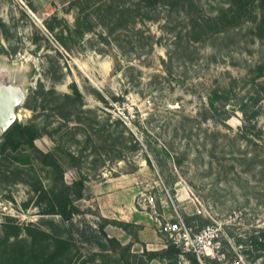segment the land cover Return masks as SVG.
<instances>
[{
	"label": "rangeland",
	"instance_id": "1",
	"mask_svg": "<svg viewBox=\"0 0 264 264\" xmlns=\"http://www.w3.org/2000/svg\"><path fill=\"white\" fill-rule=\"evenodd\" d=\"M160 1L0 0V97L39 132L0 155V264H163L154 219L176 215L217 234L177 264H264V0ZM48 179L66 220L38 213ZM107 182L164 246L106 232Z\"/></svg>",
	"mask_w": 264,
	"mask_h": 264
},
{
	"label": "trees",
	"instance_id": "2",
	"mask_svg": "<svg viewBox=\"0 0 264 264\" xmlns=\"http://www.w3.org/2000/svg\"><path fill=\"white\" fill-rule=\"evenodd\" d=\"M160 2V0H138L139 5L144 10L148 8H154V6L160 4ZM257 14L258 22L257 24H255L254 29L259 33L264 34V10L261 9V11H259ZM190 32H192L194 36H197L199 33V31L194 27L190 28ZM38 137L39 132L34 127L13 122L7 129H5V131L0 133V155L5 154L6 152H15L17 150L27 152L28 148L26 146L32 148L33 141ZM67 189L68 186L64 184L62 180L56 182V179H48L46 184L44 185V188L41 187L40 193L38 194V213L41 215L54 214L58 215L63 220H66L70 215V212L67 208ZM111 224L125 231L126 226L129 224V222L112 220ZM1 227L12 229L14 235H16V231L18 229V226L16 224L5 222L1 223ZM110 239L114 238L109 237V240ZM256 242L259 247L264 250V237ZM160 252L162 253L160 262H162L163 264H177V257L178 255H181L178 247L170 242L166 244L165 248H162ZM56 253L57 247L53 252L49 254V258L54 257ZM153 258L154 256H150L149 259ZM192 264H198L194 257L192 258Z\"/></svg>",
	"mask_w": 264,
	"mask_h": 264
},
{
	"label": "crops",
	"instance_id": "3",
	"mask_svg": "<svg viewBox=\"0 0 264 264\" xmlns=\"http://www.w3.org/2000/svg\"><path fill=\"white\" fill-rule=\"evenodd\" d=\"M100 191V193L104 194L98 196L97 202L102 212L104 211L106 218L141 225L140 230L137 232V237L141 242H144L148 246H164L161 243L157 244V240H160V238L154 233L153 229L151 230V228L147 227V223L142 221V217L139 216L140 214H137V211H135L133 207L131 208L130 204L132 206L133 204L132 202L129 203L130 200L127 199L126 193L120 186H116V184L113 183L108 184L107 182V184L102 186ZM105 230L109 235L116 237L121 243H126L129 239V235L116 226H108ZM150 264L160 263L155 261Z\"/></svg>",
	"mask_w": 264,
	"mask_h": 264
},
{
	"label": "built area",
	"instance_id": "4",
	"mask_svg": "<svg viewBox=\"0 0 264 264\" xmlns=\"http://www.w3.org/2000/svg\"><path fill=\"white\" fill-rule=\"evenodd\" d=\"M156 222V231L164 235L168 242L174 244L181 251L194 250L196 253L207 257H213L216 238V230L211 225L200 228L197 232L191 233L180 216L176 215L173 220ZM196 254V256H197ZM195 255V254H194Z\"/></svg>",
	"mask_w": 264,
	"mask_h": 264
},
{
	"label": "water",
	"instance_id": "5",
	"mask_svg": "<svg viewBox=\"0 0 264 264\" xmlns=\"http://www.w3.org/2000/svg\"><path fill=\"white\" fill-rule=\"evenodd\" d=\"M0 103H2L0 104V133H2L13 123V115L11 109L8 107L6 99L0 97Z\"/></svg>",
	"mask_w": 264,
	"mask_h": 264
}]
</instances>
